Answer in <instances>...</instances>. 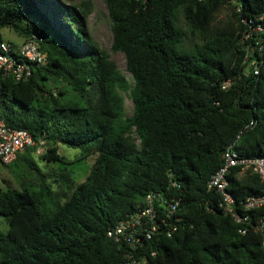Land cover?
<instances>
[{"label":"trees","instance_id":"16d2710c","mask_svg":"<svg viewBox=\"0 0 264 264\" xmlns=\"http://www.w3.org/2000/svg\"><path fill=\"white\" fill-rule=\"evenodd\" d=\"M55 2L64 13L59 24L33 0H0V41L7 42L3 28L22 39L35 34L47 57L27 79L0 76V119L35 141L0 162L19 171L21 188H0L8 227L0 231V264H126V253L141 264H264L260 235L246 225L239 233L244 225L225 216L220 194L207 189L227 146L264 155V59L254 75L256 54L247 58L251 42H241L248 27L264 24V0H103L111 50L124 55L132 84L88 34L90 4ZM223 7L230 16L215 23ZM42 144L40 161L58 169L43 170L26 154ZM59 145L80 153L69 160ZM90 157L77 183L73 166ZM235 172L227 191L237 202L263 193L258 177L236 179ZM147 194L158 196L159 217L162 206L178 201L167 226L158 218L156 233L140 236L134 249L113 242L107 231ZM247 214L253 224L264 208Z\"/></svg>","mask_w":264,"mask_h":264},{"label":"built area","instance_id":"2783aa9c","mask_svg":"<svg viewBox=\"0 0 264 264\" xmlns=\"http://www.w3.org/2000/svg\"><path fill=\"white\" fill-rule=\"evenodd\" d=\"M204 1V0H198ZM263 15L259 18L262 21ZM244 25L252 23L250 19L242 20ZM242 23V24H243ZM248 27V26H247ZM241 38V42L250 41L246 47L247 58L256 54L251 62L252 73L257 75L259 72V63L264 59V24L260 23L250 28ZM41 39L33 34L29 38L22 40L19 46L9 42L0 41V76L4 78H13L15 81L27 79L32 75V69L46 66V54L40 49ZM225 82L223 88L229 85ZM35 141L33 137L24 130L13 129L5 125L0 119V162L8 164L13 161L17 155L22 154L27 148L33 147ZM221 166L213 173L207 181V189L214 190L220 194L219 208L225 216L230 217L235 223L244 225L238 230L245 234L249 228L258 233L261 237V248L264 252V217L257 219L250 224V218L247 213L253 210L264 208V155L245 156L239 154L233 146H227L221 154ZM236 171L234 178L240 179L246 175L258 177L263 186V193L259 195L247 196L245 199L236 201V198L227 191L228 178ZM158 196L147 194L143 199V204L138 206L137 210L125 219L118 221L107 231V237L117 244H127L131 248H136L141 242V237L150 240L160 227V223L167 226L169 219L175 214L178 201L162 206L164 213L161 217L154 206V199ZM160 218V223L158 222ZM175 220H178L175 218ZM175 230H167L170 236ZM130 262L126 264H141L140 261L132 259L129 253H126Z\"/></svg>","mask_w":264,"mask_h":264},{"label":"rangeland","instance_id":"374dc122","mask_svg":"<svg viewBox=\"0 0 264 264\" xmlns=\"http://www.w3.org/2000/svg\"><path fill=\"white\" fill-rule=\"evenodd\" d=\"M37 3L43 12L48 13L49 16L55 20L56 24L60 23V18L64 15L62 11H60L56 7L55 0H33ZM59 1L62 5L66 6H78L80 4L89 3V16L84 19L83 24L90 35L93 42L98 44V46L105 51L110 60L115 64L117 70L125 77L126 81L132 84V78L130 73L126 69V62L124 55L120 52H114L111 50L112 44V31H111V22L108 18L107 7L103 0H56ZM230 14L227 8L223 7L216 14L214 20L215 23H222L223 21L229 18ZM179 25L183 30H187V27L184 23V20L179 15ZM54 22V23H55ZM1 36L3 40L10 42L13 45L19 46L22 42V38L17 35L11 28H3L1 30ZM194 43L191 35L187 32L184 37V44L186 49H190ZM124 97V107H125V115L126 117L131 116L133 110V103L130 97L129 92L123 94ZM138 144V141H136ZM46 151L45 145H37L35 149L29 150L26 152L30 158L35 160L37 165L43 169L48 170V172L54 171L53 169H58L59 165L48 166V164H44L43 161H40L39 156ZM80 151L78 149L70 148L66 145H59V154L64 156L69 160H74ZM93 163V157L85 159L83 162L76 163L73 166L75 170L76 182L80 183L84 180L85 175L88 173L90 166ZM61 167V166H60ZM18 170H12L11 167H7L0 163V188H5L6 185H10L17 190H21L20 185L18 184ZM8 227L5 223L4 219L0 217V231L5 233Z\"/></svg>","mask_w":264,"mask_h":264}]
</instances>
